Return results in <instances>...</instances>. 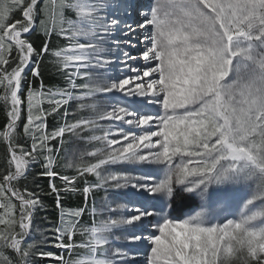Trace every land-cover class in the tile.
Segmentation results:
<instances>
[{
  "label": "snow or ice",
  "instance_id": "6c2138e0",
  "mask_svg": "<svg viewBox=\"0 0 264 264\" xmlns=\"http://www.w3.org/2000/svg\"><path fill=\"white\" fill-rule=\"evenodd\" d=\"M0 89V264H264V0H0ZM37 164L60 222L28 242Z\"/></svg>",
  "mask_w": 264,
  "mask_h": 264
},
{
  "label": "trees",
  "instance_id": "16d2710c",
  "mask_svg": "<svg viewBox=\"0 0 264 264\" xmlns=\"http://www.w3.org/2000/svg\"><path fill=\"white\" fill-rule=\"evenodd\" d=\"M66 13L68 14V16L72 15V13L69 11H67ZM15 16L19 18L20 16L19 12H16ZM43 39L44 37L42 33L39 31V29H37V31L34 32L30 37L31 42L35 47H40L43 43ZM63 43L64 41L58 38L57 36L53 35L51 37V41H50L51 47H56L58 45H62ZM13 56H15V52H13ZM47 59L48 58L45 57V61H47ZM41 72H42L43 83L46 87H52L54 85L60 86L62 84L60 77L57 76L53 70H51V66L48 65L47 63L41 65ZM28 79L32 81L33 86L35 88H39L40 86L39 78H32L31 74L29 73ZM0 92H2V89H0ZM25 94H26V89H25ZM44 107L47 108L48 105L45 104ZM25 119H26V111L21 117L22 121H24ZM6 123H7V119H6L5 106L3 102H0V129H2ZM55 123L56 120L53 117L49 116L48 117L49 130H51L52 126ZM18 132L20 133L18 142L22 144L25 143L26 138L23 136L22 123L18 125ZM30 143L31 141L29 140L26 146H30ZM68 147L70 149L73 147L81 150L84 149L83 146H81V144L79 143L76 145H68ZM6 158H7V146L5 142L2 139H0V170H2L5 167ZM60 163H63V161H61ZM58 170L60 169L58 168ZM42 171L43 169L37 164L32 167V170L27 174L26 178H22L19 182L14 183V187L19 188L21 191L27 189L28 191L39 195L43 205L45 206L43 209L37 211L34 216L33 232H32V236L27 238L28 242H32V240H37V241L40 240L41 239L40 231H43L44 229H52L55 226H57L60 222L59 210L56 208V194L52 193L49 188L50 178L38 175V173ZM62 174L73 175L74 173L71 169H68V170H63ZM89 179H93V178L89 177ZM52 182H54L58 188L63 187V182L59 180V178H56ZM101 198H102V191H99L95 194V199L98 201ZM60 199L62 206L65 209L83 207V197L82 194L79 192L66 193L61 191ZM2 202L7 203L6 200ZM12 202L17 204V217H18L19 202H16L13 199ZM2 210L3 209H0V214H2ZM88 219L89 218L87 216L84 217L85 221H88ZM3 228L4 226L0 225V230H2ZM37 229H39L40 231H37ZM47 234L51 241L53 238L52 233L49 231ZM42 250L53 253V256L43 257V258L36 257L33 260V264H59V261L56 260L55 257L61 254L64 256L65 259L68 258L67 251L54 247V244L51 242L47 245L42 246ZM76 252L81 253L82 250L77 249Z\"/></svg>",
  "mask_w": 264,
  "mask_h": 264
},
{
  "label": "rangeland",
  "instance_id": "374dc122",
  "mask_svg": "<svg viewBox=\"0 0 264 264\" xmlns=\"http://www.w3.org/2000/svg\"><path fill=\"white\" fill-rule=\"evenodd\" d=\"M69 12H70V11H69ZM66 14H67V13H66ZM67 15H68V14H67ZM72 15H73V14H72ZM81 146H83L84 149L88 147V146H86V145H84V144H81ZM243 196H244V192H239V193H237V195H236V200H235V204H234V208H233V211L236 212V213H238V211H239V205L242 203V197H243ZM103 197H104V193H103V191H102V198H101L100 200L97 201L98 205H99V203L102 201ZM2 213H3V210H2ZM173 215H175V213H174ZM82 252H83V250H82ZM138 259H139V261H140V264H145V257H144L143 255H141Z\"/></svg>",
  "mask_w": 264,
  "mask_h": 264
}]
</instances>
